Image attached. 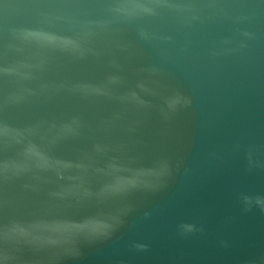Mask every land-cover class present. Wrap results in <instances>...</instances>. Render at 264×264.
<instances>
[{
	"label": "water",
	"instance_id": "1",
	"mask_svg": "<svg viewBox=\"0 0 264 264\" xmlns=\"http://www.w3.org/2000/svg\"><path fill=\"white\" fill-rule=\"evenodd\" d=\"M0 264H264V0H0Z\"/></svg>",
	"mask_w": 264,
	"mask_h": 264
}]
</instances>
